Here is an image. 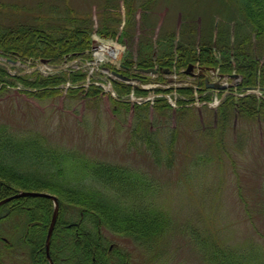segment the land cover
<instances>
[{
	"label": "rangeland",
	"instance_id": "1",
	"mask_svg": "<svg viewBox=\"0 0 264 264\" xmlns=\"http://www.w3.org/2000/svg\"><path fill=\"white\" fill-rule=\"evenodd\" d=\"M124 2L0 0V26L29 23L72 29L73 19H85L90 24L91 41L94 35L104 39L101 30L105 31V25L113 28L108 32L114 33L106 35V42L122 49L118 62L108 57L96 62V51L91 50L88 60H67L60 69L2 54L0 67L10 77L21 78L33 73L48 77L83 71L86 73L83 87L88 88L94 82L105 87L111 83L113 88L109 71L129 56L135 60L139 42L149 40L155 57H161L166 46L176 53L181 44H190L199 50L202 44L208 43L213 45L218 59L219 46L232 45L236 35L242 37V42L249 34L244 0H126V5ZM111 19L115 22L111 23ZM51 31L47 30L50 34ZM167 37H172L169 45ZM252 51L262 56L264 50ZM210 73L214 77L212 82L219 76V68H212ZM234 74L222 80L226 84L222 86H231L235 96L247 95L235 86L241 80L232 78ZM158 75L147 83L152 87L139 88L146 94L132 95L131 91L120 98L131 106L130 112L121 116L112 112L111 100L119 99L116 93L113 97L103 91L98 100H73L66 95L72 87L69 82L59 87L60 96L46 100L23 94L25 86L21 82V90L0 93V142H4L3 136L6 138L5 147L4 143L0 145V166L42 176L56 168V156L66 154L60 160V167L67 180L73 178L71 170L89 167L92 161L145 175L151 186L148 203L169 221V231L157 252L147 254L130 240L103 231L109 242L130 254L132 264H206L193 245L197 235L216 247L237 249L244 254L251 253L249 249L254 246L264 256V121L235 114L229 119L228 128L222 131L215 113L218 105L213 100L216 98L218 102L222 97L223 101L228 94L224 92L228 91L210 89L199 93L194 90L192 104L188 102V107L194 108L183 111L177 89L187 87L191 80L172 74L161 81L157 80ZM248 94L256 98L264 96L259 88ZM151 95L154 99L147 100L150 111L144 123L149 138L158 145L157 150L143 143L144 133H132L136 122L133 108L138 104L134 100ZM207 95L211 106L202 104L205 101L201 99ZM164 97L171 110L154 113L153 102ZM196 101H199L197 106ZM166 112L168 115L164 116ZM45 148L52 149H48L53 151L52 155ZM32 153L37 157L31 158ZM87 183L94 184L89 180ZM50 222L51 219L49 225Z\"/></svg>",
	"mask_w": 264,
	"mask_h": 264
},
{
	"label": "trees",
	"instance_id": "2",
	"mask_svg": "<svg viewBox=\"0 0 264 264\" xmlns=\"http://www.w3.org/2000/svg\"><path fill=\"white\" fill-rule=\"evenodd\" d=\"M244 1L249 34H246L247 37L242 42L240 41L242 37L236 35V40L234 39L232 45L229 43L219 46L218 59L213 51V45L208 43L202 46L200 44L199 50L190 44H181L176 49V53H172L166 46V51L161 54L162 56L154 59L151 52L152 43L148 40L146 43H138L136 59L132 60L130 56L127 57L123 62L124 70H120L119 73L133 79L136 77L133 67L137 70L157 66L169 71L174 69L179 78L187 80L188 77L183 72L189 64H192L206 69L219 68L221 77L230 76L232 73L239 75L241 77V83L237 86L239 91L245 92L247 89L259 88L264 92V51H262V56L252 51L256 48L264 50V0ZM125 2L126 5L127 2ZM110 21L115 22L112 19ZM72 23L74 24L72 29L49 28V26L45 28L29 23L14 27L0 26V55L6 54L23 61L46 60L54 67L61 66L67 60H88L91 49L89 21L73 19ZM103 27L105 31L101 30V33H104L102 37L107 38L106 35H114L108 32L113 28L105 27V25ZM46 29H51V34ZM167 41L169 45L172 37H167ZM36 74L33 73L24 79L17 76L10 77L7 71L0 67V93L16 87L20 82L25 86L23 94L37 100L60 96L59 87L66 82L71 83L72 86L66 95L73 100L83 98L98 100L103 93V90L94 83L88 88L82 86L86 77L83 71L62 72L48 77H38ZM136 78L147 82L140 74ZM165 78L159 74L157 80L163 81ZM112 83L119 98L111 100L112 112L116 116H121V113L126 115L130 112L131 106L120 98L130 94L132 88L118 80ZM193 85L199 88V93L208 91L202 77L192 79L187 87L178 88L179 105L183 111L194 108L188 107L194 99ZM134 93L136 95L146 94L139 88L134 90ZM210 99V95H207L201 101L207 103ZM153 108L154 113L155 110L158 112L171 110L165 98L156 99ZM133 109V116L136 119L132 129L133 135L137 132L144 133L143 143L148 144L147 148L153 147L157 150L158 145L149 138L144 123L149 117V104L135 105ZM215 113L222 131L228 128L231 122L229 119L235 114L244 119L264 121V96L262 98H256L252 94L235 96L233 92H230ZM167 115L166 112L164 116ZM5 139L3 136L4 144L0 142L3 147L6 144ZM48 149L52 150L50 148L44 150L49 151ZM52 152L49 151L48 154L52 155ZM36 155L32 153L30 156L35 158ZM65 156L67 155L56 156V168L42 176L37 172L23 174L11 168L7 169L4 165L0 166V188L3 198L22 191L47 193L57 198L59 216L50 243V255L56 260V264H67L66 260L72 264H132L130 254L113 242H109L103 231L130 240L145 250L147 254L152 251L157 252L159 243L169 231V221L165 220L164 216L151 208V204L148 203L147 196L151 191V186L147 177L138 171L92 161L89 167L71 170L73 178L67 180L65 171L60 167V160L65 159ZM86 177L95 185L89 186ZM263 187L264 181L262 189ZM6 210L9 211L11 220L15 218L20 238L27 229L29 235L32 234V238L36 240V249H40V253L35 250V258L44 261L45 240L53 210L52 201L47 198L23 197L0 208V211ZM194 240L193 245L197 250L199 249L201 260L206 264H264V256L259 253L260 249L257 247H250L249 251L252 252L244 254L237 249L216 247L213 242L200 240L198 235L194 237Z\"/></svg>",
	"mask_w": 264,
	"mask_h": 264
},
{
	"label": "flooded vegetation",
	"instance_id": "3",
	"mask_svg": "<svg viewBox=\"0 0 264 264\" xmlns=\"http://www.w3.org/2000/svg\"><path fill=\"white\" fill-rule=\"evenodd\" d=\"M7 198L2 197L0 188V203ZM5 204L7 202L0 205V208ZM16 226V220L15 218L13 220L10 219L8 210L0 211V264H56V260L52 259L50 254L49 259L47 258L46 240L44 248L45 260L41 261L38 260L39 258H35V250H37L36 240L34 237L32 238V234L29 235L27 229L23 237L20 238V231L19 228L17 230ZM49 247L51 249V245ZM37 251L40 253V249ZM66 261L67 264H72L69 260Z\"/></svg>",
	"mask_w": 264,
	"mask_h": 264
},
{
	"label": "water",
	"instance_id": "4",
	"mask_svg": "<svg viewBox=\"0 0 264 264\" xmlns=\"http://www.w3.org/2000/svg\"><path fill=\"white\" fill-rule=\"evenodd\" d=\"M191 69H192V66H188V69L187 71L185 72V74H190L191 72ZM144 72L146 73H151V74H156L157 71L154 70V69H148V70H145ZM113 75H115L116 77L122 79V80H126L125 77L121 76L120 74L116 73V72H113ZM237 77V76H235ZM209 87H213V86H209ZM220 89H223V88H220ZM23 197H39V198H47V199H50L52 202H53V212H52V217H51V222H50V225H49V229H48V235H47V240H46V254H47V258L49 259V243H50V238H51V235H52V232H53V229H54V226H55V223H56V220H57V217H58V211H59V204H58V201L57 199L54 197V196H51L49 194H46V193H35V192H20L14 196H11L7 199H5L4 201H2L1 203H6L12 199H17V198H23Z\"/></svg>",
	"mask_w": 264,
	"mask_h": 264
},
{
	"label": "bare ground",
	"instance_id": "5",
	"mask_svg": "<svg viewBox=\"0 0 264 264\" xmlns=\"http://www.w3.org/2000/svg\"><path fill=\"white\" fill-rule=\"evenodd\" d=\"M119 50H117V49L112 50L111 48H109L106 45L105 46L101 45V49L99 50L97 57L99 60H102L105 56L104 54L107 53V54H110L113 59H115L116 56L120 54ZM205 84H208V83H205ZM194 90H197L199 92V88L194 89Z\"/></svg>",
	"mask_w": 264,
	"mask_h": 264
}]
</instances>
